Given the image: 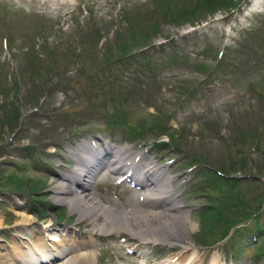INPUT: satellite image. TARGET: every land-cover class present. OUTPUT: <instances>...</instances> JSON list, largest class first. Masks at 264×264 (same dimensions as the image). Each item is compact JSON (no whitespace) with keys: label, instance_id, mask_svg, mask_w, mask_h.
I'll list each match as a JSON object with an SVG mask.
<instances>
[{"label":"rangeland","instance_id":"obj_1","mask_svg":"<svg viewBox=\"0 0 264 264\" xmlns=\"http://www.w3.org/2000/svg\"><path fill=\"white\" fill-rule=\"evenodd\" d=\"M183 1L0 0V248L9 249L12 239L30 242L52 218L57 228L47 237L89 240L76 225L78 214L56 202L51 188L56 172L76 167L75 155L98 151V140L112 150L129 148L128 163L135 160L142 181L148 167L163 170L167 188L195 223L180 244L192 248L191 258L264 264V204L261 213L244 217L258 204L253 198L264 199V7L233 0V7L178 24L175 15L198 2ZM132 28L149 38L132 46L142 56L126 58L112 70L116 80L103 84L113 69L105 68L106 56L116 55L119 34L130 41ZM239 155L246 162L235 165ZM220 170L237 178L235 189L213 181L212 173L227 178ZM118 177L105 170L87 193L104 208L132 210L147 191L115 185ZM12 181L23 182L21 188ZM22 212L35 223L15 230ZM94 241L85 248L92 264H163L173 256L172 245H143L125 232Z\"/></svg>","mask_w":264,"mask_h":264},{"label":"bare ground","instance_id":"obj_2","mask_svg":"<svg viewBox=\"0 0 264 264\" xmlns=\"http://www.w3.org/2000/svg\"><path fill=\"white\" fill-rule=\"evenodd\" d=\"M61 2L63 3V1ZM263 4L264 0H255V6L260 7ZM64 5L61 4V6ZM95 143L101 149L106 146L102 143ZM108 149L109 147L102 149L104 157L100 161H89L86 155L83 157L75 155L76 165L87 166L84 170L81 169L83 170L82 174L80 173L81 179L75 177L73 171H64L56 172L52 180L54 185L51 191L55 195L56 202L67 204L71 212L78 214L76 225L84 226V232L89 235V240L78 241L72 238L60 243L54 237H47L46 233L53 236L51 232L57 228V224L52 218L43 224V230L36 232L37 235L32 237L30 242L12 239L9 249L0 248L2 249L0 250L2 251L0 264H59L60 261L66 259L67 261L62 264H92L89 251L85 252V248L94 245L95 236H100L103 233L106 236L115 234L120 236V232H125L129 238L140 239L143 245L149 243L157 245L162 241L172 245L169 252H172L170 255L173 256L168 255L167 257L170 258L162 261L163 264H203V259L198 255L193 254L194 256L191 258L192 248L180 247V244H184L183 241H185L183 233L194 231L195 223L190 219L189 214L182 212L184 206L179 205L167 188L168 182L166 183L163 170L159 167L152 166L144 171V180L137 186L140 190L147 191V194L137 196L138 204L134 205L132 210H121L116 204H112V209L104 208L87 193L91 183L95 182L97 177H101L105 170L112 175L120 174V177L127 175L128 170L124 168L127 166L125 162L131 156L130 149L125 147L118 151H112V148ZM87 164H92L96 168L93 170L92 166ZM140 196H143L146 203L141 201L142 197ZM13 205L15 209L22 208L16 200ZM17 211L19 210H16L15 213ZM18 215L21 216V220L14 224L13 229L15 230L30 228L35 223L32 216L23 212ZM0 223L2 224V222ZM83 251L84 253H82ZM194 252L196 254V250ZM76 253L79 254L75 255ZM128 253L132 254L129 251ZM71 254L72 256H69ZM208 264H220V260L217 259V263L213 261Z\"/></svg>","mask_w":264,"mask_h":264},{"label":"trees","instance_id":"obj_3","mask_svg":"<svg viewBox=\"0 0 264 264\" xmlns=\"http://www.w3.org/2000/svg\"><path fill=\"white\" fill-rule=\"evenodd\" d=\"M165 1V0H164ZM180 1V0H179ZM181 2H183L182 4H184V1L183 0H181ZM161 3H163V7H164V9L166 10V11H168L169 13H170V15L171 14H174V13H172V11H171V8H170V5H169V3H167V2H163V1H161ZM232 3H233V0H198V2L195 4V5H193V6H191L190 7V10L188 9V10H186V12H181V13H179V14H176L175 16H177V15H180V17H182V18H180V17H178V19L179 20H175L174 22H177L178 24L181 22V20L182 19H184V21L183 22H192V20L191 19H197L198 17H201L202 16V14H209V13H214L216 10H218L217 9V7H219V8H227V7H229V6H232ZM186 13V14H185ZM175 16H173V17H175ZM170 19H172V17H170L169 16V20ZM174 19V18H173ZM169 20H167V21H169ZM180 21V22H179ZM157 28V27H156ZM154 29L153 31L154 32H156V31H158V29ZM136 33H137V35H136ZM156 33H158V32H156ZM140 35V36H139ZM119 36H123L122 37V39H121V43L118 45V49H117V52H116V55L114 56V55H112V51H110L111 53H110V55H107L106 56V58H107V65H106V67L105 68H107V70L109 71L111 68V65H113L112 66V68L113 69H111L110 70V72H109V75L107 76V77H104V78H102L101 79V81H102V83L103 84H105L104 82H106V83H108V84H112V82L114 81V80H116V76L112 73V70H116L117 71V69H118V67L120 66V64H123L124 63V61H125V59L126 58H133L130 54L132 53V46L133 47H135V46H137V44L138 45H143L145 42H147V40L149 39L148 37H144V35H142L141 34V32H135V30L132 28V29H130L129 31H128V38H129V40L130 41H127V40H124L125 39V37H124V35H122V34H119ZM126 36V35H125ZM125 41V42H124ZM130 42V43H129ZM130 44V48H128L127 46ZM44 49L46 48V47H43ZM64 50V49H63ZM49 51V49L47 48L46 49V52H48ZM142 56V55H141ZM65 57V55H63V58ZM114 62H115V64L116 65H114ZM110 65V66H109ZM33 69L35 70V67H33ZM54 70H50V72H49V74H53L54 76H57V77H59V75L57 74V73H55V72H53ZM28 72L30 73V74H34V72H33V70L32 69H29L28 70ZM22 73H24V72H22ZM35 74H37L38 75V72H35ZM43 85H45L44 83H43ZM0 91L1 92H3L4 91V89L0 86ZM34 101L35 102V106L37 105V101H38V98H36V95H34V96H32V98H31V101ZM4 117H6V118H8L7 116H4ZM18 117H19V115H14V116H12V115H10V118H8L9 119V125H11V124H13V123H15L16 124V121H18ZM153 128H156V129H159L158 128V126L156 125V126H153ZM241 157V156H240ZM239 157V159H235L234 160V164L236 165L237 164V161L239 162V164H242V161H244V162H246L244 159H242V158H240ZM221 168H223V167H221ZM233 170V169H232ZM224 175H226V174H229V172H226V171H224V172H222ZM212 175V177H213V181L215 180V181H217V182H220L219 180H223L224 182H225V184L226 185H230V187L229 188H231L232 190L233 189H235V185L236 184H239V181L238 180H236V179H227V178H225V179H222V178H220L219 176H217V175H215L214 173H212L211 174ZM8 178H10V177H8ZM9 180V179H8ZM10 181V180H9ZM23 183V182H22ZM22 183H20V182H17L16 181V183H14V181H12V185H13V187L15 188V189H20L21 188V185H22ZM232 187H234V188H232ZM24 188V187H23ZM233 192H237V191H233ZM237 198V201H240L241 202V205H242V203H244L243 201H242V199L240 198V200L238 199V196L236 197ZM253 200H254V202L255 203H257L258 202V204L256 205V207H254L253 208V210L251 209L248 213H246L245 215H244V217H250V216H252V215H254V214H259L260 212H261V209H262V204L264 203V199L263 198H259V199H255V198H253ZM238 204H239V202H238ZM237 204V205H238ZM207 217L210 219V220H213V217L210 215V213H208L207 214ZM258 218H256V220H255V222L256 223H258L259 221L257 220ZM228 222H230V221H228ZM238 224V222H234L233 223V225L234 226H236ZM233 226V227H234ZM229 229V227L227 226L224 230H223V232L222 233H226L227 232V230ZM257 230L258 231H261L262 230V228L259 226V228H257ZM262 232V231H261ZM222 236H224V235H222Z\"/></svg>","mask_w":264,"mask_h":264}]
</instances>
